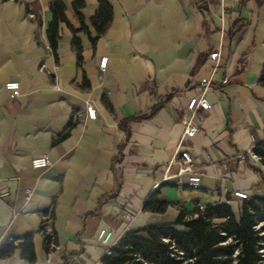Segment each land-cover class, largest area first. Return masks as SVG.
Returning <instances> with one entry per match:
<instances>
[{"label": "crops", "instance_id": "0c3cea01", "mask_svg": "<svg viewBox=\"0 0 264 264\" xmlns=\"http://www.w3.org/2000/svg\"><path fill=\"white\" fill-rule=\"evenodd\" d=\"M51 1L0 0V244L30 234L34 253L28 263L14 249L0 264H92L106 254L94 242L101 229L111 245L119 234L172 224L180 210L189 214L197 206L225 203L237 217L246 200L232 198V191L264 195V169L234 158L264 140L258 83L264 2L106 0L111 19L96 38L89 17L97 2L81 0L76 13L85 31L72 34L59 23L52 56ZM59 1L68 25L78 29L72 0ZM235 23L242 27L229 39ZM72 37L79 40V65ZM215 50L212 71L207 56ZM9 81L19 85L15 99L2 88ZM206 82L210 108L179 148L195 166L205 164L199 186L160 184L180 137L179 115ZM85 103L94 120L85 117ZM41 155L50 165L32 169L30 160ZM223 158H230L225 175L209 164ZM22 188L31 190L27 201ZM153 192L167 204L162 213L142 209ZM44 210L55 238L48 251L40 232ZM124 213L133 216L125 230Z\"/></svg>", "mask_w": 264, "mask_h": 264}, {"label": "trees", "instance_id": "16d2710c", "mask_svg": "<svg viewBox=\"0 0 264 264\" xmlns=\"http://www.w3.org/2000/svg\"><path fill=\"white\" fill-rule=\"evenodd\" d=\"M97 9L89 17L96 38L103 34L111 19V6L106 0H95ZM261 5L264 0H254ZM71 7L76 13L83 7L81 0H72ZM50 22L46 30L48 48L55 56L57 26L64 23L72 34L85 31L82 18L76 13L79 28L72 29L63 14V5L59 0L48 4ZM242 27L235 23L228 32L229 39ZM94 40L91 41L93 44ZM76 63H80V45L75 37L71 39ZM258 83L264 86V65L258 77ZM253 154L264 163V140L252 148ZM264 187V180L262 178ZM167 204L157 199V192L151 193L145 200L142 209L152 213H162ZM264 213V195L249 198L241 206L240 214L236 217L229 205L225 203L208 204L199 211L196 207L192 213L183 210L172 224L150 225L138 231L124 233L111 246L108 253L100 259V264H260L264 262V251L258 243L264 241V236L257 235L254 221ZM47 211H42L46 216ZM195 215V216H194ZM51 216V214H50ZM44 221L40 226L43 236V248L50 250V244H55L54 233L51 241L45 232ZM180 226L181 230H176ZM14 249L19 256L31 263L34 260L31 235L7 237L0 244V258L8 257ZM263 255V256H261Z\"/></svg>", "mask_w": 264, "mask_h": 264}, {"label": "built area", "instance_id": "2783aa9c", "mask_svg": "<svg viewBox=\"0 0 264 264\" xmlns=\"http://www.w3.org/2000/svg\"><path fill=\"white\" fill-rule=\"evenodd\" d=\"M16 1V0H11ZM240 0H220L221 3L224 2H231L236 3ZM30 17H32L30 15ZM207 59L213 63L212 71L215 69L216 63L219 59V53L217 50L212 51L208 54ZM106 64V58L102 57L98 60V69L100 72H103L105 69ZM2 88L7 93V96L9 99H15L19 97V85L15 81H9L5 82L2 85ZM211 91V86L208 82H206L202 88L201 91L198 94H194L193 96H190L185 103L183 112L179 115L178 123L181 129L180 137L178 140V143L175 148V152L168 160V162L164 165V169L162 172L161 183H168L175 187L185 186L190 189H195L199 186L200 183V176H201V170L204 168L205 164H201L200 166H195L193 163V158L189 155L187 151H181L179 148L181 144L186 140L192 138L198 128L194 123V120H198L199 122H202L204 119V114L207 112L210 108V104L206 100V93ZM84 113L85 117L87 119L94 120L95 119V111L93 107L85 103L84 104ZM252 147L247 149L245 152H240L235 154L234 158L238 161H244L247 160L251 163H257L262 169H264V163L261 162V159L253 154ZM230 158H223L222 160L218 162H210L209 164L215 166V168L218 170V172L222 175H225L228 172V161ZM50 165L48 159L41 155V156H35L30 160V167L32 169H43ZM17 179V178H16ZM23 192V198L24 201H27L31 195V190L28 188H22ZM1 196V195H0ZM230 196L236 200H248L249 197L245 192L241 191H232L230 193ZM199 211L203 209V206H197ZM124 220H125V226L124 230L127 229L130 222L133 220V216L124 213L122 214ZM195 216V215H194ZM51 216L46 215L44 216V228L45 232L49 235L51 241L53 239L52 236V229H51ZM254 230L257 231V235L261 236L263 234V231L260 230V227L257 225L256 220L254 221ZM123 230V231H124ZM110 236L109 232H105L103 229H101L98 234L94 237V242L97 244L105 245L106 246V253H108V250L111 246H113L116 241L121 237V234L118 235L115 242L111 245L107 244L108 238ZM264 245V241H261L258 243V247L261 248L258 250L260 254L263 253L262 246ZM50 248H55V244H50ZM263 256V255H261ZM92 264H100V261H95ZM260 264H264V262H261Z\"/></svg>", "mask_w": 264, "mask_h": 264}, {"label": "rangeland", "instance_id": "374dc122", "mask_svg": "<svg viewBox=\"0 0 264 264\" xmlns=\"http://www.w3.org/2000/svg\"><path fill=\"white\" fill-rule=\"evenodd\" d=\"M257 225L260 227V230L263 231L264 234V213L259 215V217L256 219ZM262 249L264 251V245L262 246Z\"/></svg>", "mask_w": 264, "mask_h": 264}]
</instances>
